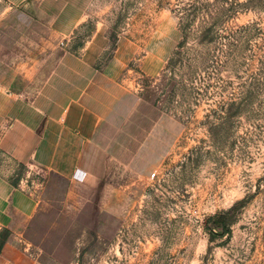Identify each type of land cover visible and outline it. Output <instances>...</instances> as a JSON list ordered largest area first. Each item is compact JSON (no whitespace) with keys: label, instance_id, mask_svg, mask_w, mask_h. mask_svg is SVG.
I'll return each mask as SVG.
<instances>
[{"label":"rangeland","instance_id":"rangeland-1","mask_svg":"<svg viewBox=\"0 0 264 264\" xmlns=\"http://www.w3.org/2000/svg\"><path fill=\"white\" fill-rule=\"evenodd\" d=\"M96 33L169 149L149 176L108 163L96 191L0 150L42 205L26 237L0 230V263L264 264V0H0V106Z\"/></svg>","mask_w":264,"mask_h":264},{"label":"crops","instance_id":"crops-1","mask_svg":"<svg viewBox=\"0 0 264 264\" xmlns=\"http://www.w3.org/2000/svg\"><path fill=\"white\" fill-rule=\"evenodd\" d=\"M107 48L108 39L96 33L78 52L63 51L33 90L13 86L15 94L27 96L5 107L7 113L0 106L6 156L89 191L99 188L108 163L143 176L156 170L169 149L166 119L140 116L142 102L118 79L120 71L100 65ZM20 77L14 73L12 83ZM40 202L0 178V230L26 237Z\"/></svg>","mask_w":264,"mask_h":264},{"label":"trees","instance_id":"trees-1","mask_svg":"<svg viewBox=\"0 0 264 264\" xmlns=\"http://www.w3.org/2000/svg\"><path fill=\"white\" fill-rule=\"evenodd\" d=\"M215 221H216V223L218 224L219 221H217V219H216Z\"/></svg>","mask_w":264,"mask_h":264}]
</instances>
